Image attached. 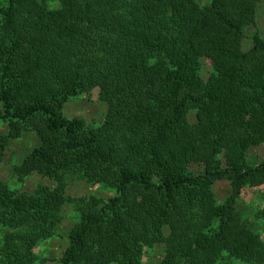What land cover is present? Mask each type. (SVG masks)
I'll return each mask as SVG.
<instances>
[{
    "label": "trees",
    "instance_id": "16d2710c",
    "mask_svg": "<svg viewBox=\"0 0 264 264\" xmlns=\"http://www.w3.org/2000/svg\"><path fill=\"white\" fill-rule=\"evenodd\" d=\"M260 1L0 0V163L34 128L41 145L14 173L60 187L28 194L0 184L2 264H37L67 203L80 220L62 264H144L155 246L160 264H264V240L238 208L245 181L264 176V162L247 163L264 129L243 114L250 102L264 117V40L255 35L243 51ZM203 59L218 65L215 80L202 78ZM97 88L107 107L99 128L62 113ZM71 179L115 195L68 202ZM219 182L231 188L222 205Z\"/></svg>",
    "mask_w": 264,
    "mask_h": 264
},
{
    "label": "rangeland",
    "instance_id": "374dc122",
    "mask_svg": "<svg viewBox=\"0 0 264 264\" xmlns=\"http://www.w3.org/2000/svg\"><path fill=\"white\" fill-rule=\"evenodd\" d=\"M201 6H207L211 0H194ZM57 4L51 5L52 9L57 8ZM255 35L264 40V0L258 5L256 26L249 29L247 38L243 43V51L250 50L253 45ZM264 52V51H263ZM200 74L202 78L209 82L218 77V65L210 59H203ZM101 88L93 90L89 94L81 95L77 99L67 104L62 113L67 118H80L87 125L99 128L106 117L107 107L100 100ZM0 110L2 105L0 104ZM243 114L248 128L264 129V117L258 108L252 103H246L243 107ZM189 120L195 122V112H189ZM8 133L7 124H0V136ZM41 145V133L34 128H30L23 134L21 139L10 141L7 146L5 157L0 163V184L15 193L31 194L41 188H48L51 191L59 190L58 184L48 179L32 176L20 182L14 173V168L19 166L23 160L36 148ZM223 167H227L223 155H219ZM264 162V142L255 145L248 154L247 163L249 169H255ZM190 171L198 173L200 168L192 165ZM217 203L222 205L231 192L229 183L219 182L214 187ZM115 191L99 185H90L78 179H71L65 188V198L76 200L81 198L97 197L108 201L114 197ZM238 208L244 219L253 230L264 240V176L258 174L249 177L245 181L244 192L238 202ZM80 214L75 210L73 204L67 203L63 210L62 222L59 225L53 238L38 245L35 253L38 257L37 264H62L61 259L64 251L69 245V236L74 226L79 222ZM5 234V229L0 225V250ZM169 231L166 232V235ZM164 257V248L155 246L147 249L144 255V264H160ZM0 264L1 257H0ZM220 264H244L240 261L225 257Z\"/></svg>",
    "mask_w": 264,
    "mask_h": 264
}]
</instances>
